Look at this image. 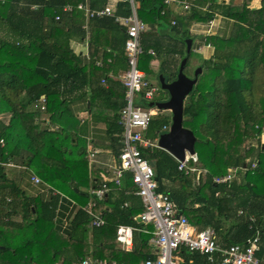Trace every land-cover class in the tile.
<instances>
[{
    "label": "trees",
    "instance_id": "16d2710c",
    "mask_svg": "<svg viewBox=\"0 0 264 264\" xmlns=\"http://www.w3.org/2000/svg\"><path fill=\"white\" fill-rule=\"evenodd\" d=\"M82 1L0 0V264H79L88 256L119 264L156 259L151 244L154 228L137 219L144 208L135 195L131 174L124 176L120 188L108 182L114 193L106 195L95 210L104 211L103 228L91 229V219L81 209L90 197L87 188L102 184L103 174L108 173L94 165L89 170L83 143L76 139L78 122L71 107L89 95L93 106L104 99L113 113L109 132L117 130L121 135L118 122L125 89L118 76L128 69L127 36L111 17L92 20V62L83 66L82 54L73 48L74 39L83 37V16L77 10L63 13L66 5ZM94 1L91 7L96 10L107 4V0ZM252 1L229 0L223 11H215L216 0H195V7L180 14L166 7L163 0H135L139 18L150 27L148 37L151 30L168 27L169 37L179 38L167 46L158 41L152 49L142 42L139 69L148 80L160 75L167 82L177 78L176 69L168 71V77L164 68L155 72L151 64L168 48L167 53L180 56L175 65L180 66L188 57L186 41L191 39L189 27L193 23L208 25L217 11L233 23L228 39L214 43L215 38H208V45L221 47L214 60L202 61L195 71L192 68L194 74L189 78H195L199 68L201 73L184 105L183 127L194 133L198 166L206 169L207 175L197 183L194 175L178 170L179 163L166 151L140 150L143 158L156 162L158 190L169 194L199 230L213 228L218 242L226 246L245 245L259 232L257 257L264 264V144L260 142L264 133V0L259 9L250 8ZM205 7L208 9L202 10ZM119 13L128 14L126 0L119 4ZM57 14L61 21H55ZM149 50L155 55L148 54ZM192 52L184 69L187 77ZM42 97L45 111L41 110ZM169 124L167 116H155L145 137L154 141ZM249 141L259 146L247 149ZM254 163L257 166L252 169ZM23 167L33 170L52 188L66 186L77 195L80 208L68 234L52 228L50 213L56 201L47 203L29 196L7 170ZM232 168L241 169L238 174L243 172L240 183L227 186L213 182L214 177L224 176ZM111 196L116 201L108 211L105 208ZM17 210L21 222L11 220ZM251 216L256 219L253 224ZM120 226L134 228L131 251L116 243ZM177 255L186 262L209 264L205 256L182 247Z\"/></svg>",
    "mask_w": 264,
    "mask_h": 264
},
{
    "label": "built area",
    "instance_id": "2783aa9c",
    "mask_svg": "<svg viewBox=\"0 0 264 264\" xmlns=\"http://www.w3.org/2000/svg\"><path fill=\"white\" fill-rule=\"evenodd\" d=\"M126 1L128 3V14L126 15L117 13L116 5L111 3L98 10L90 9L87 2H81L76 6L66 5L63 8L64 14H70L74 10L84 13L87 21L111 17L125 31L127 36L125 53L128 60V69L118 76L125 89V105L119 112L118 122L122 128V149L115 157L113 164L108 167V176L103 174V183L91 189L88 203L82 207V210L91 219L90 226L92 228H103L106 225L103 213L96 212L95 210L97 204L103 201L111 190L108 182H113L117 188H120L124 176L131 174L136 188L135 195L141 199L144 208L137 219H140L139 222L143 224L153 226L154 237L151 239V244L156 251V259L132 264H194L192 261L186 262L179 258L177 252L181 247L189 252L205 256L209 264H261L260 259L257 257L260 242L259 232L254 237L248 239L245 245L226 246L220 244L213 228L209 227L199 230L197 226L189 222L186 215L181 213L178 205L171 199L169 194L158 190L155 168L150 165V161L143 158L140 147L159 148V138L162 134L169 132L171 122L169 126H164L162 132L154 141L147 139L145 133L152 118L162 113L170 119V115L172 117V114L170 111H160L156 106L150 107L149 110H144L136 104V99H142L150 104L156 103V98L160 95L162 89H160L159 84L156 85L148 80L145 73L139 69V60L144 53L142 37L150 31V27L139 18L135 0ZM194 1L163 0V4L173 9L181 7L182 12H184L195 7ZM206 9L208 7L202 10ZM61 19L62 16L60 14L55 16L56 22L61 21ZM212 23V21L208 23L209 29H207V35L211 33ZM172 24L174 25L175 22L173 21ZM148 54L155 55L153 50H149ZM45 103V98L42 97L40 99L42 111H45ZM250 146L253 145L247 146V149ZM95 155L96 152L92 151L88 155L91 165L96 163ZM176 161L179 163L178 170L184 172L186 175H194L195 182L197 183L208 173L206 169L198 166L197 153L194 155L187 153L183 162ZM256 166L257 163L252 164V169ZM244 169L246 170L247 167ZM240 170L232 168L226 175L214 177L213 182L219 185L230 186ZM33 181L36 184L41 183L38 177H34ZM240 214H243V212L240 211ZM249 220L252 224L256 222L253 216ZM133 240L134 228L120 226L117 229L116 243L120 245L122 250L131 251ZM79 264L119 263L96 260L89 256L84 258Z\"/></svg>",
    "mask_w": 264,
    "mask_h": 264
},
{
    "label": "crops",
    "instance_id": "0c3cea01",
    "mask_svg": "<svg viewBox=\"0 0 264 264\" xmlns=\"http://www.w3.org/2000/svg\"><path fill=\"white\" fill-rule=\"evenodd\" d=\"M122 1L123 0H107V4L111 3L113 5H116L117 13H119V4L122 3ZM82 2L83 3L87 2L89 8L92 9L91 5H93V2L95 1L83 0ZM228 3L229 0H216L215 4L218 6L217 7L214 6L215 11L216 10L223 11V9L227 6ZM260 7H261V0H253L251 2V6H250L251 9H259ZM92 10H96V9H92ZM174 10L176 13H180V14L183 13L181 7H177ZM220 11L215 12L214 15L215 18L212 20L213 23H212L210 35H207V29H209V27L206 22L205 23L195 22L189 27V34L192 40V50H193L192 53L198 55L201 58V60L198 63H195V66L192 67L193 69L199 67L202 61L214 60L216 57L217 50H219L221 47V46L219 47V45H217V47L214 45V43H216V39L225 40L228 39L231 34L233 23L230 19L223 16ZM80 13L83 16V24L81 25L80 28L83 37L81 38L77 37V39H74L73 48L80 55L82 54L80 57L81 62L84 67H87L92 62V51H91V37L93 33L92 20L87 21L85 14L82 12ZM119 14L123 15V13H119ZM167 31H170L168 27H161V29L158 27L154 30H151V32L149 33V37L147 36L148 33L143 35L142 42L144 45L150 47L153 46L158 41H161L164 45H166V43L173 44L175 40L179 39L178 36L174 38H170L169 33H167ZM212 37L215 38L214 43L208 46L209 44L208 38H212ZM149 49H152V47H150ZM168 50H169L168 48H164V51L158 54L159 56L152 61L151 64L152 70H154L155 72H159L161 68H164L166 71H172L177 68L178 65L177 66L175 65L177 64L178 61H180L178 60L180 56L179 55L173 56V54L167 53ZM90 97L91 95H89L87 98L84 97L83 103L78 102L76 104H73L71 107L75 115V118L78 122V128H77L78 134L76 139L77 140L81 139V142L83 143V152L85 153V157L88 160L89 170H91V166L94 165L98 170L105 169L107 172L108 167L112 165L115 160L116 150L120 149L122 146L121 135L120 132L117 130H112L111 133L109 132L108 125L111 117L113 116V113L108 109V106H106L104 99L98 100V102L95 103V106H93L91 105ZM114 100H113L114 102L118 101L116 99ZM118 102L120 103V101ZM102 104H103V108H102ZM92 107H95V109H93ZM101 113H104L105 115ZM79 119H81V123ZM43 127L46 128V125L45 126L43 125ZM262 138L264 137H261V140L264 144ZM91 151L96 152L95 155L96 163L92 165L90 164V161L88 159V155ZM7 170L8 172H10V176L14 179V181L17 182L18 185L21 186L23 191L26 192L29 196L33 198H38L40 201L47 203H51L53 200L56 201L54 202V209L50 213L52 216V224H53L52 228L58 231L60 234H68L71 231V221L74 218L77 210L80 208L77 201L65 197H62L60 199L58 197V194H56V192L49 185L45 184L41 180V178L38 175H36V173L33 170L29 168L23 167V168H12L11 170L9 169ZM34 177L40 178L41 183L36 184L33 181ZM91 189H92L91 187L87 188V191L90 193ZM113 193L114 191L110 190L107 195H111ZM118 196L119 195L117 194L116 195L117 199ZM116 198L115 197L111 198L112 199L111 202L107 203V206L105 208L106 210L108 211L112 210L110 205L112 204V202L116 201ZM128 203L130 204V202ZM43 211L45 214H49L46 208H44ZM11 220L21 222L22 215L20 211L18 212L17 210V214L13 216ZM91 229H95V228L91 227ZM118 247L121 248L120 245H118Z\"/></svg>",
    "mask_w": 264,
    "mask_h": 264
},
{
    "label": "water",
    "instance_id": "95a60500",
    "mask_svg": "<svg viewBox=\"0 0 264 264\" xmlns=\"http://www.w3.org/2000/svg\"><path fill=\"white\" fill-rule=\"evenodd\" d=\"M183 1V0H180ZM187 43V54L189 57L192 51V40ZM188 57L184 58L178 70L177 78L174 81L167 82L163 75L159 76V85L163 91L168 94V100L164 103H151L150 107L156 106L160 111H170L172 114L171 126L169 132L160 136L158 146L166 151L176 160L183 162L186 154L194 155L196 137L194 133L183 127L184 105L186 98L193 91L197 84L198 76L201 73L199 68L195 72V78L191 79L186 76L184 69L188 62ZM150 165L155 168L156 162L150 161ZM246 164L244 168H246ZM78 191V190H77ZM140 221V219H138Z\"/></svg>",
    "mask_w": 264,
    "mask_h": 264
},
{
    "label": "rangeland",
    "instance_id": "374dc122",
    "mask_svg": "<svg viewBox=\"0 0 264 264\" xmlns=\"http://www.w3.org/2000/svg\"><path fill=\"white\" fill-rule=\"evenodd\" d=\"M201 60V58L198 56V55H196V54H191L190 55V60H189V64L191 65V71H187V74H188V77H192L193 76V74H194V72L193 71H195V69L192 71V67H194L195 66V63H198L199 61ZM178 67L179 66H177V68H176V70H175V72H177L178 71ZM167 72L168 71H166V76H168V74H167ZM169 77V76H168ZM151 82H153L154 84H156V85H158L159 84V81H158V77H154V76H152V77H150V79H149ZM201 83V82H200ZM159 87H160V85H159ZM161 89V88H160ZM162 92L160 93V95L156 98V103H164V102H166L167 100H168V94L165 92V91H163V90H161ZM136 104L137 105H139L140 107H142V109H144V110H149V108H150V103L149 102H146V101H143L142 99H136ZM93 109H95L94 107H92ZM102 108H103V104H102ZM99 109H101V108H99ZM101 114H104V113H101ZM105 115V114H104ZM160 115H163L162 113L160 114ZM171 119H172V117H171V115H170V119H169V122H171ZM79 121H80V123H81V119H79ZM72 136V135H71ZM261 137H264V133L261 135ZM263 139V141H264V138H262ZM260 142H262V140L260 141ZM263 143V142H262ZM248 146L249 145H253V146H259V144H257V142H255V141H249L248 142V144H247ZM242 174H243V172H242ZM242 174H237V177H236V179L234 180V182H236V183H240L241 182V179L243 178V176H244V174L242 175ZM233 182V183H234ZM51 187V186H50ZM52 188V187H51ZM55 192H56V194H58V197L61 199L62 197H65V198H71V199H77L78 197H77V195H75L72 191H71V189L69 188V187H66V186H64L61 190H59V189H55V188H52Z\"/></svg>",
    "mask_w": 264,
    "mask_h": 264
},
{
    "label": "clouds",
    "instance_id": "9594fccd",
    "mask_svg": "<svg viewBox=\"0 0 264 264\" xmlns=\"http://www.w3.org/2000/svg\"><path fill=\"white\" fill-rule=\"evenodd\" d=\"M172 120V119H171ZM40 179V178H39Z\"/></svg>",
    "mask_w": 264,
    "mask_h": 264
}]
</instances>
